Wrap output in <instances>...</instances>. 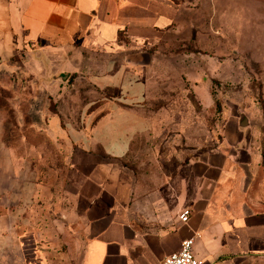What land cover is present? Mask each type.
Listing matches in <instances>:
<instances>
[{
  "label": "crops",
  "instance_id": "0c3cea01",
  "mask_svg": "<svg viewBox=\"0 0 264 264\" xmlns=\"http://www.w3.org/2000/svg\"><path fill=\"white\" fill-rule=\"evenodd\" d=\"M177 11L171 0H0V67L24 68L56 99L72 74L104 94L76 122L67 113L43 114L46 137L67 154L78 182L73 215L86 236L84 264H158L186 237L201 264H264L261 164L249 155L241 179L228 149L198 146L192 100L185 112L165 109L181 107L175 100L162 105L167 115L150 109L151 49L158 51ZM186 73L198 91L195 72ZM31 111L36 127L38 112ZM143 136L153 139L156 165L125 161ZM19 148L0 129V254L15 249L14 226L29 202V162ZM185 207L187 221L179 217Z\"/></svg>",
  "mask_w": 264,
  "mask_h": 264
},
{
  "label": "rangeland",
  "instance_id": "374dc122",
  "mask_svg": "<svg viewBox=\"0 0 264 264\" xmlns=\"http://www.w3.org/2000/svg\"><path fill=\"white\" fill-rule=\"evenodd\" d=\"M171 1L179 11L165 37L156 42L158 51L150 53V109L167 115L162 105L175 100L181 107L165 109L185 112L192 100L199 109L190 127L201 137L197 145L228 149L229 163L239 166L241 179V166L250 155L251 163L261 164L257 179L264 181V0ZM12 61L22 62L18 54ZM190 68L198 91L192 90L186 73ZM34 81L24 68L0 67V129L10 145L17 148L20 142L18 150L29 162L23 177L29 202L14 226L16 247L0 254V264H84L86 236L73 215L78 182L66 163L67 154L46 137L43 114L67 113L76 122L77 114L93 109L94 100L104 94L91 80L73 74L58 99L57 93L40 89ZM105 109L96 106V113ZM31 110L38 112L36 127L31 125ZM162 126L168 130L170 124ZM74 144L71 140L70 153ZM134 145L126 162L134 165L144 159L156 165L152 138L139 137Z\"/></svg>",
  "mask_w": 264,
  "mask_h": 264
},
{
  "label": "built area",
  "instance_id": "2783aa9c",
  "mask_svg": "<svg viewBox=\"0 0 264 264\" xmlns=\"http://www.w3.org/2000/svg\"><path fill=\"white\" fill-rule=\"evenodd\" d=\"M190 208L185 207L179 217L183 221H187L190 215ZM158 264H201L193 250V238H183L180 247L166 254Z\"/></svg>",
  "mask_w": 264,
  "mask_h": 264
}]
</instances>
